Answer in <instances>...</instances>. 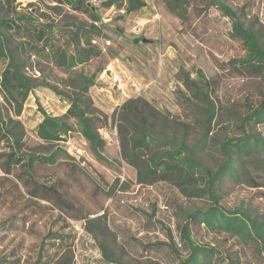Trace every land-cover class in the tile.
<instances>
[{
  "label": "rangeland",
  "instance_id": "374dc122",
  "mask_svg": "<svg viewBox=\"0 0 264 264\" xmlns=\"http://www.w3.org/2000/svg\"><path fill=\"white\" fill-rule=\"evenodd\" d=\"M145 1V7L125 12L107 4L108 0H90L103 23L94 22L101 32L91 34L85 27L92 20L67 6L56 14L48 0H0V14L12 28L9 47L25 73L64 94L81 92L88 99L87 110L105 120L99 129L105 141L104 158H98L73 119L67 120L72 129L60 134L64 140L46 142L36 135L40 107L57 117L68 107L50 88H34L19 113L0 93V113L9 126L21 129L25 150L59 152L54 164L35 162L31 178L19 165L5 172L2 153L8 148L0 142V257L10 264H32L42 239L52 231L65 237L47 240V248L61 259L70 258L72 264H178L171 246L181 257L188 255L180 235L185 212L206 209L211 199L207 193L184 194L174 181L153 179L143 169L138 173L129 160L148 163L152 155L134 149L133 130L122 117L124 105L143 109L145 130L153 135L185 136L190 144L204 131V103L191 81L205 90L206 80L215 113L198 158L214 170L223 160L219 142L241 135L240 117L247 106H255L264 97V77L241 76L232 69L231 61L245 50L232 35L231 20L207 1H189L183 21L163 0ZM224 1L257 34L264 49V0ZM21 15L77 34L80 50L61 33L53 36L56 49L43 41L38 44L43 52H32L25 42L26 23L17 18ZM3 65L0 62V71ZM81 76L92 78L83 90ZM185 96L190 103L186 104ZM248 130L264 139V122ZM254 161L247 166L259 186L239 176H226L216 192L224 209H242L260 220L264 218V165ZM206 179L197 172L196 186L205 188ZM46 185L55 189L49 200L38 196ZM190 235L196 243L217 249L210 259L202 257L204 264H229V260L264 264L251 245L204 222H192Z\"/></svg>",
  "mask_w": 264,
  "mask_h": 264
},
{
  "label": "trees",
  "instance_id": "16d2710c",
  "mask_svg": "<svg viewBox=\"0 0 264 264\" xmlns=\"http://www.w3.org/2000/svg\"><path fill=\"white\" fill-rule=\"evenodd\" d=\"M53 3L51 8L56 14H60L62 8L67 6L73 11L86 14L92 23L85 27L91 34L101 32V28L94 22L101 21V16L90 0H48ZM191 0H163L167 9L174 13L181 21L187 17L185 5ZM208 2L209 6H214L222 15L228 17L231 22L232 35L241 40L245 53L242 57L233 59L231 67L241 76H261L264 77V49L260 45L257 34L251 29L244 26L237 11L224 0H200ZM107 4L116 5L125 12H133L146 6L145 0H108ZM24 20L26 26L23 29L27 33V41H25L32 52H43V47L38 46L40 42H45V46L49 44L51 48H55L53 36L55 34H63L69 36L71 44L80 50V43L77 34L64 29L55 23H44L36 20L28 15L17 17ZM74 26V25H73ZM76 29L80 28L75 25ZM10 23L0 14V62L3 68L0 71V93L10 104H14L16 112L19 113L22 102L28 97V94L38 86L50 88L54 93L67 101L68 107L66 111L59 117L46 113L43 109L42 119L36 125V135L46 142H56L64 140L60 134H67L72 129L71 124L67 120L73 119L78 124L79 131L89 142L90 147L96 157L104 158L101 148L104 139L99 133V129L105 125V120L98 114L87 110L88 99L81 93L64 94L56 87L47 83H41L32 79L22 69L20 63L16 60L14 49L9 47V38L11 30ZM91 36V35H90ZM48 42V43H47ZM87 42V40H86ZM90 44V39L88 40ZM88 49V47H84ZM56 49V48H55ZM58 58V53H55ZM81 89L87 88V82L92 80L91 77L81 76ZM185 81L189 82V78L185 76ZM192 88L199 92L200 98L204 103V131L202 135L194 142L188 144L185 136L176 139L174 136L157 137L145 130L144 118L145 112L142 108L131 106V103L124 105V114L122 115L124 122L134 133L133 146L135 150L149 151L152 155L148 163L144 161L129 160L134 165L138 173L141 174L142 169L144 175L152 176L153 179H168L174 181L179 189L188 195L198 196L207 193L211 199V205L206 209L197 208L195 210L185 212V221L180 229L181 240L183 245L188 249L189 253L185 257H181L178 250L171 246V250L179 259L178 264H204L202 257H210L217 249L210 245L196 243L190 235V224L195 221L204 222L211 228H219L229 232L230 234L240 238L245 244L251 245L256 255L264 260V218L257 220L242 209L227 210L224 209L217 201L216 186L226 176L242 177L251 186H259L255 183L251 175L247 163L253 164L258 159L264 165V139L257 133L248 130L252 125L264 122V97L259 100L255 106H247L246 113L239 119V127L242 134L239 136L228 137L219 142V149L223 154V160L218 164L216 169L211 170L206 167L198 158V150L205 143V138L210 131V123L215 113V105L209 96L207 81L203 80L206 86L202 90L195 81H191ZM187 84V83H186ZM10 97V99L7 98ZM186 104L190 103L185 96ZM129 107H133L129 109ZM139 120V124L136 122ZM145 121V120H144ZM7 144V151L2 153V168L9 173L12 167L23 166L25 172L32 175L33 164L35 162L41 164H54L57 160L59 152L53 150L50 153L43 152H27L25 150V142L23 140V132L15 126H9V122L0 113V142ZM136 155V152H133ZM146 169V170H145ZM203 172L206 176V187L199 188L196 186V173ZM38 186L33 189L34 196ZM55 189L52 185H46L42 188V194H38L40 198L49 200L48 196H53ZM64 234L52 231L45 235L42 239L36 258L32 264H72L71 259H61L57 257L50 249L47 248L48 241H62ZM5 257H0V264H10ZM229 264H235L233 260L228 261Z\"/></svg>",
  "mask_w": 264,
  "mask_h": 264
}]
</instances>
